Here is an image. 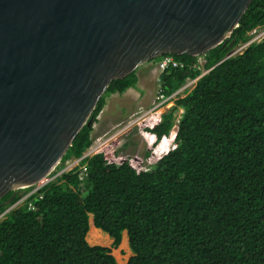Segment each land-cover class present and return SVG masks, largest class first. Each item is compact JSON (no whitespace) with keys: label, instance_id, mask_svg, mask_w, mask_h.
<instances>
[{"label":"trees","instance_id":"1","mask_svg":"<svg viewBox=\"0 0 264 264\" xmlns=\"http://www.w3.org/2000/svg\"><path fill=\"white\" fill-rule=\"evenodd\" d=\"M262 26L264 0H252L225 42L201 56L168 55L182 67L159 74L166 96L199 76L200 57L206 73L146 129L154 145L175 130L149 169L108 162L99 151L5 214L31 189L4 195L0 264H118L111 250L123 231L126 264H264V37L228 56ZM136 84V71L111 81L56 172L92 144L106 99ZM89 215L110 247L87 243Z\"/></svg>","mask_w":264,"mask_h":264},{"label":"water","instance_id":"2","mask_svg":"<svg viewBox=\"0 0 264 264\" xmlns=\"http://www.w3.org/2000/svg\"><path fill=\"white\" fill-rule=\"evenodd\" d=\"M251 1L0 0V199L53 171L111 81L205 54Z\"/></svg>","mask_w":264,"mask_h":264},{"label":"rangeland","instance_id":"3","mask_svg":"<svg viewBox=\"0 0 264 264\" xmlns=\"http://www.w3.org/2000/svg\"><path fill=\"white\" fill-rule=\"evenodd\" d=\"M259 32L260 33L264 32V27H261ZM262 37H264V34L261 36V38ZM256 42H258V40ZM158 61L159 60L155 59L146 63L155 65V63L157 62L156 65H158ZM146 63H144L142 66L147 65ZM137 72L138 70H136V73ZM159 74H160V70L157 69V72L154 73V76L158 77ZM138 78H139V86L135 88V91L139 92L140 94H143L145 97L146 94L152 88H154V84H153L154 81L149 82V84L147 85L146 83L145 84L143 83V80L140 76ZM191 89H192V85L190 89H188V91L184 92L182 95L177 96V98L183 97ZM157 90H158V85H157ZM129 95H130L129 93L124 92L123 94L111 95L106 99V104L102 110L103 114H101V117H104V115L106 114L105 115V117H107L106 120L104 119L102 121H105V128L107 129L112 128V129L107 131L106 137H104L105 135L101 136L102 139L99 136L94 137L93 133L91 134L94 139L93 146L97 144L96 147L93 148L95 149L93 153L101 151L105 155L108 162H114L119 164L123 161H127L130 164L133 163L136 168L146 170L149 169L150 166L158 160L159 156L164 154L170 147H172L173 140L170 141L169 140L170 138L167 139L165 138L159 144L154 145L153 144L154 141L152 137H150L149 135L146 136V129L150 121V117L144 119H139V117L142 111L149 110L151 106L149 108L142 109V111H140L141 109H138L134 113H132V115L127 119H122V116L123 118L125 116V112L128 109H130L132 105H134V103L129 99ZM156 96H157L156 93L153 94L152 98L150 99V102L156 100L155 99ZM171 103L172 105H174L173 101ZM167 110L168 109L166 107H163L160 110V112L165 113ZM179 113H181L180 110H178V112L176 113V117L178 116ZM118 118L121 119L118 120ZM94 124L92 125V127L94 126ZM103 139H106L104 144L102 142ZM124 145H126L125 148ZM146 152H149V156L147 157L144 155ZM73 160L76 159L74 158L71 161ZM89 216H90L89 218L90 220L91 215ZM86 238H88L87 235ZM102 240H104L102 241L103 243L97 242V243H92L91 245L92 246L99 245L104 247L111 246L112 243L111 239L109 240L107 237L106 239H102ZM92 241L94 242V240ZM128 248L126 247L124 250H121L119 254H116L114 252L115 249L111 250V252H113V254L115 255V259H117L116 262L118 264H126L128 258L131 256L130 249L128 250Z\"/></svg>","mask_w":264,"mask_h":264},{"label":"built area","instance_id":"4","mask_svg":"<svg viewBox=\"0 0 264 264\" xmlns=\"http://www.w3.org/2000/svg\"><path fill=\"white\" fill-rule=\"evenodd\" d=\"M263 33V32H262ZM262 33L259 32L258 29H254L251 31V35H252V39H250V41H248L246 44H243L241 46H239L238 48H235L233 51H231L228 56H231V55H234L236 53H240L248 44L252 43L253 41H257L261 38V36L263 35ZM202 59V60H201ZM201 60V61H200ZM202 63H204V59L203 58H199L198 59V67L197 69L200 70V75L197 76L196 78L194 79H190L188 78L186 80V82L176 91L174 92L173 94L171 95H164L160 89L158 88L157 92H156V97L153 102H152V105H151V108L149 110H146V111H142V109L140 111L141 114H140V117L139 119H144V118H148L150 117V121L147 125V128H152L156 125H158L160 123V120H161V115L163 113L160 112V110L163 108V107H166L167 109L171 108L173 105H172V101L174 102L175 99L177 98V96L179 95H182L184 92L188 91V89H190L191 85H192V88L195 84V82L198 80L199 77H201L203 74L206 73L205 70H203L202 68ZM169 67H174V68H177V67H182V65H180L177 61H175L172 57L170 56H164L162 57V59L160 60V62L158 63V68L161 71H163L165 68H169ZM159 80V78L157 79V81ZM174 104V103H173ZM172 105V106H171ZM171 106V107H170ZM181 112V110H180ZM105 135V136H104ZM103 136L106 137V134H104ZM146 135H148L146 133ZM150 137H152V135H149ZM101 138V137H100ZM98 139V138H97ZM96 139V140H97ZM102 139V138H101ZM100 139V140H101ZM106 139H103V144L105 142ZM99 141V140H98ZM97 141V142H98ZM94 143V142H93ZM93 143L92 145L83 153V155L79 158V159H76V160H67L63 167L61 168V170L57 171L55 173L54 176H51V173L46 175L44 178H42L41 180H39L36 185H35V188L38 189L40 187H42L44 184L48 183L49 181H51L53 178H55L56 176H60L62 173H66L72 169H74L75 166L78 165L79 162H81L84 158L86 157H89L91 156L92 154H94V150L93 148L96 147L97 144H95L93 146ZM101 143V142H100ZM102 144V143H101ZM101 146V145H100ZM132 165V163H131ZM135 169L137 170H141L140 168H136L134 165H132ZM82 172L79 173V178L81 179L83 176L86 175V169L85 167L83 166L81 168Z\"/></svg>","mask_w":264,"mask_h":264},{"label":"crops","instance_id":"5","mask_svg":"<svg viewBox=\"0 0 264 264\" xmlns=\"http://www.w3.org/2000/svg\"><path fill=\"white\" fill-rule=\"evenodd\" d=\"M147 65L144 66H140L137 70L138 72L136 73L137 75V84L136 87L139 86V76L142 78L143 83L145 84H149V82H153L154 84V88H152L144 97L143 94H140L139 92L135 91V89H128L126 92L129 93V99L134 103V105H132V107L130 109H128L125 112V116L122 119H127L128 117H130L132 115V113H134L136 110L138 109H145V108H149L152 104V102H150V99L152 98L153 94L156 93L157 90V82H156V77L154 76V73L157 72V62L154 64H150V63H146ZM135 107V108H134ZM101 114H103V111H101V113L99 114L100 116H98L97 118V122L94 124L93 126V130L92 133L94 135V137H101L104 134L107 133L108 130H111L112 128H105V121L102 120H106L107 117H101ZM102 118V119H101ZM121 118H118V120ZM114 127V126H113ZM133 164V163H132ZM134 165V164H133ZM125 231L122 232V238L126 235ZM103 233V232H102ZM104 236H107L106 234H104Z\"/></svg>","mask_w":264,"mask_h":264},{"label":"clouds","instance_id":"6","mask_svg":"<svg viewBox=\"0 0 264 264\" xmlns=\"http://www.w3.org/2000/svg\"><path fill=\"white\" fill-rule=\"evenodd\" d=\"M262 27H264V26H262ZM260 28H261V27H258V28H256V29L260 30ZM262 34H264V32H263ZM249 35L251 36L250 39H252L251 32L249 33ZM259 40H260V39H259ZM259 40H258V41H259ZM249 41H250V40H249ZM247 42H248V41H247ZM247 42H246V43H247ZM253 42H256V41H253ZM246 43H245V44H246ZM248 45H249V44H248ZM237 48H238V47H237ZM232 51H233V50H232ZM168 55H169V54H167V55H163V56H161V57L168 56ZM200 56H201V55H200ZM158 58H159V57H158ZM158 58H156V59L159 60V61H158V63H159L160 60H161L162 58H160V59H158ZM154 60H155V59H154ZM150 61H152V60H150ZM147 62H149V61H147ZM157 69H159V68H158V65H157ZM160 73H161V72H160ZM199 75H200V74H199ZM203 75H204V74H203ZM158 76H159V75H158ZM157 79H158V77H156V82H157V85H158V81H157ZM176 99H177V98H176ZM156 126H157V125H156ZM146 133H147L148 135H152L151 133H149V132H147V131H146ZM171 133L174 134V137H173V139H174V138H175V130L172 131ZM171 133H170V134H171ZM170 134H169L168 136H170ZM146 136H147V135H146ZM92 138H93V137H92ZM145 138H146V137H145ZM152 139H153L154 142H156V141H155V137H154L153 135H152ZM163 139H165V137H162L161 141H162ZM93 141H94V139H93ZM161 141H160V142H161ZM147 142H148V141H147ZM160 142H158V143H156V144H159ZM92 143H93V142H92ZM91 145H92V144H91ZM91 145H90V146H91ZM90 146H89V147H90ZM89 147H88V148H89ZM86 150H87V149H86ZM86 150H85V151H86ZM171 150H173V149H171ZM85 151H84V152H85ZM84 152H83V153H84ZM98 152H99V151H98ZM94 154H95V153H94ZM82 155H83V154H82ZM92 155H93V154H92ZM92 155H91V156H92ZM163 155H164V154H162L161 156H159L158 159H160ZM104 156H105V155H104ZM89 157H90V156H89ZM86 158H87V157H86ZM105 158H106V157H105ZM72 159H74V158H71V160H72ZM75 159H76V158H75ZM77 159H79V158H77ZM69 160H70V159H69ZM106 160H107V159H106ZM66 161H67V160H66ZM66 161H65V162H66ZM60 162H61V161H60ZM60 162H59V164H58L57 166L60 165ZM65 162H64V163H65ZM80 163H81V162H79L78 165H79ZM78 165H77V166H78ZM57 166H56V167H57ZM77 166H75L74 168H76ZM56 167L53 169V171L50 172V173H51V176H54V175H55V173H56V171H55ZM82 167H83V166H82ZM82 167H81V168H82ZM54 172H55V173H54ZM50 173H49V174H50ZM53 173H54V174H53ZM47 175H48V174H47ZM45 176H46V175H45ZM45 176H44V177H45ZM44 177H43V178H44ZM56 177H57V176H56ZM56 177H55V178H56ZM41 179H42V178H41ZM41 179H40V180H41ZM53 179H54V178H53ZM53 179H52V180H53ZM38 181H39V180H38ZM38 181H37V182H38ZM37 182H36V183H37ZM49 182H50V181H49ZM36 183L33 184L31 187H28V188L31 189L30 192L27 193L24 197H22V198H21L18 202H16L14 205H12L11 207H9V208L5 211V213L8 212L10 209L16 207L18 204H20V203H21L23 200H25L29 195H31V194H38L39 190L47 184V183H46V184H44L42 187L36 189V188H35ZM28 188H25V189H28ZM19 190H20V189H19ZM28 205H29V207L32 206L31 203H29ZM5 213H4V214H5ZM2 216H3V215H2ZM2 216H1V218H2ZM89 218H90V217H89ZM86 235H87V234H86ZM85 239H86V237H85ZM87 243H88V242H87ZM89 245H90V244H89ZM91 246H92V245H91ZM93 246H94V245H93ZM130 252H131V251H130ZM111 254H112V253H111ZM131 255H132V254H131ZM113 257H114V256H113Z\"/></svg>","mask_w":264,"mask_h":264},{"label":"bare ground","instance_id":"7","mask_svg":"<svg viewBox=\"0 0 264 264\" xmlns=\"http://www.w3.org/2000/svg\"><path fill=\"white\" fill-rule=\"evenodd\" d=\"M173 137H174V134L173 133H171L170 134V136H169V140L171 141V140H174L173 139ZM89 223H90V226H89V229H88V232H87V237L88 238H86V241L88 242V244H92V243H97V242H102V241H104V240H102V239H106L107 237L106 236H104V233H102V231L100 230V229H97V228H95L93 225H92V218L89 220ZM125 233V232H124ZM123 235V234H122ZM108 239L110 240V238L108 237ZM92 240H94V242L92 241ZM103 243V242H102ZM128 248V240H127V234L122 238V240H121V242H120V244H119V246L117 247V249H115L114 250V252L116 253V254H119V252L121 251V250H124L125 248ZM128 250H129V248H128ZM112 253V255L114 256V258H115V255L113 254V252H111ZM115 260H117V259H115Z\"/></svg>","mask_w":264,"mask_h":264},{"label":"flooded vegetation","instance_id":"8","mask_svg":"<svg viewBox=\"0 0 264 264\" xmlns=\"http://www.w3.org/2000/svg\"><path fill=\"white\" fill-rule=\"evenodd\" d=\"M133 165V164H132Z\"/></svg>","mask_w":264,"mask_h":264}]
</instances>
